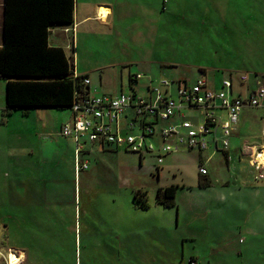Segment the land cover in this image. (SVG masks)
Here are the masks:
<instances>
[{"label": "rangeland", "instance_id": "rangeland-1", "mask_svg": "<svg viewBox=\"0 0 264 264\" xmlns=\"http://www.w3.org/2000/svg\"><path fill=\"white\" fill-rule=\"evenodd\" d=\"M82 1L87 0H78V3ZM258 1L169 0L167 11L160 12V1L152 0L150 2L155 9L149 10L155 16L152 15L151 20L145 16V33L136 32L127 22L128 26L123 24L113 32L105 25L96 24L89 31L85 29L88 25H76L74 33L70 29L71 36H74V51L69 48V55L75 67L92 69L89 77L101 89H117L119 77H122V92L125 93L136 91L142 95L147 92L146 83L150 79L152 87L160 90L164 88L161 85L163 80H168L175 87L180 76L187 77L192 83L200 77L213 81L222 76L229 77L231 73L238 80L241 70L264 71V26L261 25V17L255 15V2ZM129 71L132 75L138 72L143 76L132 88L129 86ZM70 116L69 108L9 109L6 105V80L0 77V264H14L8 259L14 251L13 245L24 247L30 264H49L55 257L51 255L49 244L60 236L67 246L70 244V250L66 252L70 260L69 257L78 251L81 235L83 254L84 237L94 232H89L88 225L85 227V219L88 222V218H85L83 209L80 217L79 207L75 210L74 205L78 206L79 196L87 201L83 195L86 183L98 187L94 196L102 210L108 203L115 205L132 201L135 184L140 187L136 190L142 189L147 193L149 208L132 209L126 219H121L120 212L112 210L107 214L105 211L109 222L113 216L121 219L113 226L115 231L129 234V227L139 230V250L127 247L117 255H101L102 260L116 259L118 263H145L143 260H146L148 264L152 261L165 264L171 258L180 259L182 254L188 258L193 245L199 249L201 246L206 248L205 238L209 237V244H222L225 227L240 220L239 206H244L246 201H240L232 178L224 204L222 201V183L231 173L227 171L220 152L207 161L204 159L209 152L204 153L205 158L200 161L197 150L181 147L165 154L163 162L159 163L158 154H163L158 133L163 123L159 122L157 133L151 138L155 143L154 151H145L141 156L124 148L103 150L96 145L86 155L90 160L89 168L75 174L74 141L59 133L61 125ZM187 117L198 121V109H188ZM202 164L212 177V186L207 190L197 188ZM57 179L70 188V207L56 210L37 205L35 188L44 197ZM182 183L191 186L192 190L179 189L176 206L165 208L156 205L158 187L180 186ZM193 203L198 206L208 204L211 228L204 233L197 222L192 228V236L196 231L198 236L203 234L197 240L198 246L195 241H186L182 247L184 221L192 223V211L188 207ZM175 238L176 248L168 249L166 243L173 244ZM153 243L157 246L164 244L165 248L157 251L156 247L154 250L151 248ZM208 252L209 255L198 260L199 264L263 261L254 257H231L232 249L228 251L230 255L221 251ZM158 255L160 260L157 262Z\"/></svg>", "mask_w": 264, "mask_h": 264}, {"label": "crops", "instance_id": "crops-1", "mask_svg": "<svg viewBox=\"0 0 264 264\" xmlns=\"http://www.w3.org/2000/svg\"><path fill=\"white\" fill-rule=\"evenodd\" d=\"M152 0H87L82 1L80 4L78 0L75 1V8H74V21L73 25H60L56 24L51 26V32L49 35V44L51 46H60L63 47L66 51L68 57L69 55V48L74 51V36H71V30L73 29L74 33V26H84L88 25V28H85L87 31L93 29L96 24L101 26H107L108 29L113 32L115 28L123 26L126 22L132 26L131 28H135L136 32L138 33H145V16L148 20L152 19V15L155 13L150 10L155 9L152 6ZM159 6L162 8L160 12L167 11V3L169 0H159ZM163 1V2H162ZM259 3V4H258ZM6 4L7 0H0V47L5 45V30H6ZM162 4V5H161ZM172 6V4H171ZM106 7L108 8L107 15L104 17L100 13V8ZM255 13L256 16L261 17V25L264 26V0H260L255 2ZM150 9V10H149ZM254 11V9L252 10ZM159 13V12H157ZM155 16V15H154ZM128 24H125V27ZM69 28L68 31L65 29ZM92 70L90 67H75V71L79 74H87L89 76V71ZM232 71V70H231ZM238 75V80H236L233 74L230 73V76H222L216 80L211 81V79H207V84L210 88L219 89L222 87V81L225 79H229L232 81V86L230 89V96H240V97H248L251 95L253 90L257 87V81H260L264 85V71H243L241 70ZM248 72V73H247ZM220 73V72H219ZM238 73V72H236ZM135 74H141L136 72ZM134 74V75H135ZM242 74H247L248 77L246 80H241L240 76ZM251 74H253V78H251ZM132 75V71H129V76ZM142 75V74H141ZM143 77V76H142ZM141 77V78H142ZM140 79V78H139ZM91 80V79H90ZM190 81L187 77L180 76L177 79V85L173 87L170 86L165 87L162 89L163 92L171 95L174 98H178V83L179 81ZM138 82V81H137ZM152 80L150 79L149 82L146 83L147 92H143L142 96L145 97H153L154 94L152 92ZM117 89H113V87H109V89H101L99 86H96L91 81V88L95 89L99 93H111V94H118L123 91V79L119 77V84ZM130 86V84H129ZM145 86V85H144ZM173 95H176L173 96ZM188 109H198V108H191L183 105L181 107V112L187 117V110ZM200 118L202 116L200 109H198ZM221 116L223 118L226 117V112L224 110H219ZM191 112V111H189ZM130 114V112H129ZM188 118V117H187ZM192 121L193 118H189ZM128 118L123 117L121 119V124L123 130L126 129ZM200 120V119H199ZM170 121L178 122V115L176 114L173 116ZM197 122V121H194ZM164 125V124H163ZM264 106L261 107H252V106H245L242 108L238 121L235 124L234 129L229 137V145L225 148L223 147L222 143L219 141L217 144V148L214 147V144H211L210 147L206 150L198 151V155L200 161H202L205 157L204 153L209 154L204 160H211L213 156L220 152L226 162V168L231 175H228L227 179L223 180V196L222 201L226 200L225 193L227 189L231 186V179L233 180L236 191L238 192V197L240 201H246L244 206H239V216L240 220L237 222H233L232 225L225 227L223 232L225 235L223 238L225 241L220 245L209 244L210 240L209 237L206 240L205 238V249L203 246L199 249L198 246V239L203 236H198L197 231L195 232V236H192L194 226H196L197 222L199 223V228L206 232V229L211 228L209 222L210 218L208 215L210 214L209 206L206 205L198 206L195 203L191 204L188 208L192 211L190 217H193L192 223L189 221H184V228L185 234L182 239V247L186 241H195L198 247L192 246V249L189 251L187 257L182 254L180 259L171 258L169 261H165V264H189L190 259L194 260L196 264H199L198 260L201 257H206L209 255L208 251L212 252H220L222 254L230 255L228 251L232 249L231 257H254L258 260L264 261V174L259 172L249 161V158L246 154L243 153L242 146L244 142L254 143L258 146L264 145ZM126 131V130H125ZM108 149V148H107ZM110 149V148H109ZM113 149V148H112ZM110 149V150H112ZM105 150V149H103ZM118 150V149H114ZM195 150V149H194ZM264 152V150H263ZM90 162V160H89ZM204 164V163H203ZM202 164V165H203ZM205 165V164H204ZM203 165V166H204ZM76 174V173H75ZM201 174V173H200ZM202 176L198 180L197 188L201 189H209L212 186V177L210 172L207 170V173L201 174ZM203 175H206L205 177ZM56 182V181H55ZM178 185V184H177ZM163 187V186H161ZM165 187V186H164ZM135 188L137 187L135 184L133 187V194L135 193ZM188 189V191L192 190L191 186H187L185 183L182 185H178L177 191L179 189ZM95 185L92 183H86L83 188V195L87 197L81 198L79 196L78 206L79 207V214L81 217V212L83 209L85 218H88V222L85 219V227L88 225L89 232H94L89 235H85L84 242H83V254H82V236L79 235V248L76 253H74L73 257H69L70 260L66 256L67 250H70V244L67 246V242L64 241V238L60 236L59 239H55L52 244L49 246L52 248L51 255H54V260L49 262V264H148L146 260L145 263H118L116 259H105L102 260L100 258L101 255H117L121 251L125 250L127 247L132 249H137V243L139 237L138 229L136 227H129L130 232L127 234L126 232L115 231L114 227L117 221L121 219H126L128 212L132 209L136 210H145L149 208L148 206H143L136 202L135 198L132 201H128L127 203H118L113 204L108 203L105 205V209L102 210V206H99V202L96 200V193ZM238 189V190H237ZM140 193L145 192L141 199L147 202V193L142 189H137ZM136 190V191H137ZM100 191V189H99ZM176 191V194H177ZM74 192V204H75V190ZM70 188L65 187L62 185V181L57 179V182L51 189H47L46 195L44 197L40 194V191L35 188V201L39 206H45L58 209H66L65 207L70 205L71 196H70ZM80 193V192H79ZM233 196V194H232ZM73 197V196H72ZM176 199V196H175ZM86 201V202H85ZM176 201V200H175ZM156 205L163 206L165 208H173L174 206H165L156 200ZM70 207V206H69ZM112 210L115 212H120L122 218L119 219L116 216H113L111 222H109V217H106L108 213ZM106 211V213H105ZM195 220V221H194ZM87 223V224H86ZM145 224V223H144ZM109 227V228H108ZM107 230V231H106ZM80 234V233H79ZM206 237V235H205ZM148 239V238H147ZM263 239V240H262ZM149 240V239H148ZM153 240V239H152ZM75 244V239L73 240ZM170 245L166 243V247L168 249L174 250L176 248L177 240L176 238L172 242H169ZM201 243V242H200ZM209 244V245H208ZM148 244V247L149 248ZM168 245V246H167ZM143 246V245H141ZM160 251L161 249L165 248L164 244L153 243L151 248L154 250ZM13 250L16 251L15 253L21 255V260L18 264H30L28 262V255L25 251L24 247L13 245ZM48 248V247H47ZM140 248V247H139ZM139 248L136 250L138 251ZM202 249V250H201ZM76 250V249H75ZM135 251V250H134ZM79 252V253H78ZM251 255V256H250ZM259 256V257H258ZM159 255L157 256V262L160 260ZM23 258V259H22ZM62 260V262H61ZM260 261H246L245 263H225V264H264V262ZM155 261H152L151 264H154Z\"/></svg>", "mask_w": 264, "mask_h": 264}, {"label": "built area", "instance_id": "built-area-1", "mask_svg": "<svg viewBox=\"0 0 264 264\" xmlns=\"http://www.w3.org/2000/svg\"><path fill=\"white\" fill-rule=\"evenodd\" d=\"M66 31L69 28L65 29ZM74 76H81L76 71ZM134 76V75H133ZM141 74H135V78H141ZM247 74L240 76L246 80ZM84 90L76 91L74 101L69 107L70 118L65 121L59 133L70 137L74 141L75 173L78 174L89 168L90 162L86 157L96 146L102 149L124 148L138 152L141 156L145 151L152 152L155 148L154 141L156 126L162 122L158 133L161 140L158 154V162H163V156L167 153L178 151L181 147L206 150L211 144L217 148L220 141L223 147L229 145V137L243 107L264 106V85L257 81V87L250 96H230L232 81L225 79L219 89L210 88L204 77L194 82L187 80L178 83V98L153 87V97H145L136 91L118 94L99 93L92 89L88 75H83ZM168 80H163L161 85L170 86ZM186 105L198 108L202 114L197 122L187 118L181 112V107ZM219 110L226 112L223 118ZM130 112V114H129ZM178 115V122L170 119ZM128 118L126 131L123 130L121 119ZM138 128V132H135ZM264 136V130H263ZM243 153L249 158L250 163L264 174V145L261 147L244 142ZM201 174L207 173V169L201 165ZM189 264H196L190 260Z\"/></svg>", "mask_w": 264, "mask_h": 264}, {"label": "trees", "instance_id": "trees-1", "mask_svg": "<svg viewBox=\"0 0 264 264\" xmlns=\"http://www.w3.org/2000/svg\"><path fill=\"white\" fill-rule=\"evenodd\" d=\"M75 0H7L5 45L0 47V77L6 80L9 109L69 108L76 91L84 90L83 75L60 46L49 44L51 26L73 25ZM130 87L138 81L130 75ZM178 185L158 187L157 202L176 206ZM145 192L135 191L137 203ZM192 260V259H190Z\"/></svg>", "mask_w": 264, "mask_h": 264}, {"label": "bare ground", "instance_id": "bare-ground-1", "mask_svg": "<svg viewBox=\"0 0 264 264\" xmlns=\"http://www.w3.org/2000/svg\"><path fill=\"white\" fill-rule=\"evenodd\" d=\"M107 12H108V8L106 7H101L100 8V13L105 17L107 15ZM106 18V17H105ZM16 251H12L9 256H8V259L11 263H14V264H18V262L21 260V255L15 253ZM23 259V258H22Z\"/></svg>", "mask_w": 264, "mask_h": 264}]
</instances>
